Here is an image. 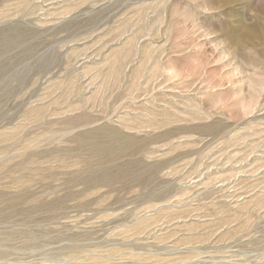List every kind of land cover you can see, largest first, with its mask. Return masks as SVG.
I'll list each match as a JSON object with an SVG mask.
<instances>
[{"label":"rangeland","instance_id":"374dc122","mask_svg":"<svg viewBox=\"0 0 264 264\" xmlns=\"http://www.w3.org/2000/svg\"><path fill=\"white\" fill-rule=\"evenodd\" d=\"M0 264H264V0H0Z\"/></svg>","mask_w":264,"mask_h":264}]
</instances>
